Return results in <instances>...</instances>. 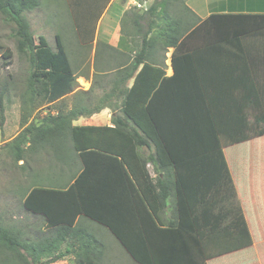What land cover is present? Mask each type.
<instances>
[{
	"label": "trees",
	"instance_id": "trees-1",
	"mask_svg": "<svg viewBox=\"0 0 264 264\" xmlns=\"http://www.w3.org/2000/svg\"><path fill=\"white\" fill-rule=\"evenodd\" d=\"M186 1L154 0L151 4L140 7L142 10L132 7L125 11L120 21L121 31H127L130 41L123 46L124 51L104 42H96L93 83L88 91L75 94L81 104L67 111L61 107L54 115L46 114L39 125H27L17 136L4 144L12 162H22L20 167L23 171L28 170L27 158L32 159L38 152H42L48 161H55L60 165H55L58 171L63 168L62 173L59 172L64 176L56 180L51 187L35 186L24 193V210L34 216L39 221L38 224L46 226L45 231L33 232V240L22 238L20 229L0 222V252L4 250L8 254L4 257L6 263L40 264L45 257H54L52 261L55 262L71 255L76 264H95L104 245L88 228L89 223H95L82 214L83 198L78 197V193L82 191L76 189L78 180L73 183L82 169L78 155L88 151L109 155L118 161L124 175L157 225L170 230L178 226L176 192H180V183L177 184L180 178L174 163L180 158L179 149L183 146H188L189 154L195 153L194 148H190L194 140L196 148L195 135L189 139L186 127L188 121H192L195 127V111L201 104H197L196 100V108L192 106V109H185L183 101L174 102L176 98L179 100L181 95L170 94L167 98V124L164 116L156 112L154 106L149 108L153 118L151 119L146 106L165 75L166 52L171 48L176 49V56L184 51L180 41L199 21L185 5ZM40 5V0H0V14L7 16L14 23L13 36L16 39L17 51L28 60V100L51 104L73 91L76 75L64 47L56 45L58 48H53L45 43L42 37L37 38L31 32L26 15L38 9ZM104 7L105 5L99 8L96 4L88 6L86 18L90 20L85 22L75 21L74 18L80 17L71 14L80 44L88 46L94 41L95 26ZM134 38H137V42ZM120 41L122 43L121 38ZM212 49H197L184 62L179 58L174 59L175 56L172 58L176 76L173 80L176 82L174 87L178 92L183 91L182 94H185L187 91V94L193 93L196 98V78L203 89L206 88L204 83L209 81L210 71L203 68L202 63L213 61L208 53ZM2 50L0 45V51ZM1 55L3 60L8 61L5 65H8L10 51L6 49ZM100 56L104 57L107 64L105 70H98ZM116 57L119 60L115 61ZM180 62L184 65L178 67ZM100 76L109 79L110 90L98 98L101 106L89 108L94 93V81ZM130 81L131 86L127 88ZM205 99L209 114L207 119L212 122L218 139L225 140V145L264 134V104L260 103V118L256 116L258 104L254 102L234 106L235 109L242 107L246 111L251 110L249 123L247 112L245 115L236 114L230 119L218 116L216 104L212 102L210 94H207ZM103 108H109L113 113L111 126L72 125L78 118L90 116ZM2 121L1 115L0 123ZM154 123L162 130L161 134ZM243 126L248 128V131L239 134L242 138L230 133L231 128ZM213 140L215 141V138ZM163 141L167 143L169 151ZM174 146L179 150L174 156L176 161L170 157L171 147ZM142 150L146 155L141 154ZM214 163L219 172L218 175L216 172V179L220 180L214 183L219 184V196L222 201L218 217L220 227L223 228L224 239L231 238L237 242H231L234 246L229 249H240L249 245V236L234 183L224 163L221 160ZM103 167H106V164ZM101 168L98 166L95 169ZM210 168L214 170L213 164ZM187 175L190 177L188 173ZM81 176L83 178L84 174ZM212 184L209 187L211 192L214 191L211 193L214 198L218 190ZM211 202L213 203V200Z\"/></svg>",
	"mask_w": 264,
	"mask_h": 264
},
{
	"label": "crops",
	"instance_id": "crops-1",
	"mask_svg": "<svg viewBox=\"0 0 264 264\" xmlns=\"http://www.w3.org/2000/svg\"><path fill=\"white\" fill-rule=\"evenodd\" d=\"M51 1L50 11L41 3L38 9L28 13L27 20L34 36L37 35L46 40L52 39L56 48L59 45L64 47L71 68L76 67L79 70L73 91L55 101L60 102L68 98L65 108L67 111L81 104L79 97H75V94L88 91L93 83L96 42H104L124 51L123 46L126 43L119 45L120 21L124 12L129 7L137 5L144 7L152 1ZM95 4L99 8L103 5L105 7L95 26L94 41L87 46L78 42L71 14L80 17L74 18L75 21H88L90 19L86 18V8ZM185 5L199 21L180 41L184 51L176 56V49L171 48L166 52L165 75L152 93L146 108L150 118L153 119L149 108L154 106L156 112L164 116L167 124V98L170 94L185 96L182 94L183 91L178 92L179 90L177 91L174 87L176 82L173 80L176 76L172 58L175 56L174 59L179 58L184 62L197 49L213 48L208 52L213 61L202 63V67L210 71L209 81L204 83L206 88L203 89L197 78L195 79L196 100L197 104H201V107H197L195 111V153L189 154L188 146H183L179 149L180 158L176 161L174 156L178 154L177 147H171L170 152V157L175 159L174 165L179 171V212L183 213L186 223L182 224L179 213L178 226L172 230L157 225L153 218L155 224L146 223L152 220L146 212L147 207L124 175L118 161L109 155L102 156V159L107 162L106 167L101 169H95L92 163L85 167L80 161L83 166L80 175L83 173L84 177L81 183L78 182L76 189L83 192L81 197L84 203L86 200L90 202L85 204L86 211L83 209L82 214L112 238V242L120 253L126 256L130 264H187L188 255H181V253L183 250L190 251L193 247H195V256L202 255L206 264H264V134L236 144L225 145V140L218 139L212 122L207 119L209 114L205 105V97L210 94L212 102L216 104L218 116L230 119L236 114L245 115L247 112L248 119H246L250 123L251 110L246 111L242 107L235 109L234 106L238 104L244 106L254 102L258 104L256 116L258 118L262 116L260 103L264 104V0H187ZM45 14L47 16H44ZM36 24L39 26L37 33L34 31ZM117 60H119L118 57L115 58V61ZM183 62H180L178 67L184 65ZM87 65L89 72L86 71ZM106 66L104 57H98V70H105ZM74 74L76 75L75 72ZM95 80L94 90L103 89L104 93L110 90L109 79L100 76ZM105 82L108 87L102 86ZM130 86L131 81L126 87ZM56 113L57 111L53 114ZM112 114L109 108H103L90 116L78 118L72 122V125L111 126ZM166 124L164 125L167 127ZM154 125L161 134L156 123ZM246 131L248 128L244 126L230 129V133L240 137L242 135L239 134H244ZM212 138H215V141L208 143ZM163 142L169 151L167 143ZM216 160L224 163L233 180L249 236V245L240 249H229L234 246L230 243L235 241L231 238L224 239L223 228L210 230L207 225L212 221L208 212L213 210H209L208 203L213 197L210 190H206V186L204 189L206 192L203 193V185L206 179L213 180V183L220 181L216 179L219 173L214 163ZM211 164L214 170L210 168ZM190 183L191 189L188 187ZM202 194H206L204 199ZM78 197L80 198L79 193ZM194 200H197L199 205L193 209L190 208V203ZM201 221L202 225H200ZM195 222L198 227H201L199 231H195ZM143 224L155 226L160 230L154 227L153 233L156 235L151 233L149 238L146 234H142L144 232L142 226H146ZM207 230H210L209 235L206 233ZM164 233H167L165 237ZM102 243L104 249L95 264L106 253L107 246L103 241ZM4 253L6 257L8 254ZM2 262V264H8L4 260Z\"/></svg>",
	"mask_w": 264,
	"mask_h": 264
},
{
	"label": "rangeland",
	"instance_id": "rangeland-1",
	"mask_svg": "<svg viewBox=\"0 0 264 264\" xmlns=\"http://www.w3.org/2000/svg\"><path fill=\"white\" fill-rule=\"evenodd\" d=\"M151 1L153 2L154 0ZM41 3L44 8L50 11V8L52 7L51 0H41ZM130 8L132 7L127 8V10H129ZM135 8L142 10L138 5L135 6ZM26 16H29V14H27ZM44 16L47 15L45 14ZM14 27V23L11 22L7 16L0 14V45L3 48V50L0 51V99L2 107L0 116H3V121L2 123H0V222H2L3 225L13 226L18 229L20 228L22 232V238L33 240V232L36 230L45 231L46 226L38 224L39 221L34 216H31V214L27 213L24 210V193L28 189H31L35 186H53L56 180L64 177L63 174H61L63 168L59 170L61 172L60 173L55 168V165L60 166L57 162L48 161L44 153L38 152V155H34L32 159H30L29 157L27 158V165L29 171L27 169L23 171L20 167L22 162L14 164L12 162L11 156H9L8 153L5 151L4 144L12 140L15 136H17L27 125H39L43 117L46 116V114L51 115L61 107L65 109L68 104V98L60 102H55L51 104H40L36 100L34 102H30L28 100L26 96V80L28 78L30 68L27 58L19 54L17 51L16 39L13 36ZM38 29L39 26L38 24H36L34 26V31L37 33ZM121 33L122 35L120 38L122 39V43H129L130 39L128 38L129 36H127V31L122 30ZM35 37L39 38L40 36L35 35ZM134 39L137 42V38ZM43 40L45 43L55 48V44L52 42V39L46 40L45 38H43ZM122 43L120 41L119 45H122ZM6 49L9 50L11 53V58L9 60L8 65H5V63H7L8 61L3 60V58L1 57V54ZM73 70L77 76L79 70L76 67H74ZM86 71L89 72L88 65L86 66ZM104 85L107 86L106 82L102 86ZM104 92L105 90L103 89L94 90L92 102L90 104L91 108L101 106L98 102V98L102 96ZM178 98L179 100H176V98L174 102L183 101L185 109H192V106L196 108V98L193 93L187 94L186 91L185 96H180ZM186 131L187 136H189V139L193 138V135H195V127H193L192 121L187 122ZM213 141L214 140L212 138L210 141H208V143ZM190 148H194L195 151V140L193 145H190ZM141 154L146 155V152L142 150ZM102 156L105 155L96 151H88L82 153L80 156L78 155V159H80L79 161H81L85 167H88L89 165H91V163L96 167H103L106 164L107 160L102 159ZM149 170L151 171V167H149ZM76 180L81 183L82 176L80 175V173L78 174L74 182ZM212 183L213 180L206 179L203 185V190L205 189V186L206 190H210L209 185H211ZM177 184L179 185V182ZM212 185L218 190V194L216 193V196L212 199L213 203H208L209 210H213L215 205V209L213 211L208 212V214L212 218L210 224H207L210 230H213L214 228L217 229L218 227H220V221L218 217L222 206V201L219 196V184L214 183ZM191 186L192 184L190 183V185L188 186L189 189H191ZM206 190H204L203 193H205ZM213 192L210 191V193ZM79 194L81 197V195H83V192H80ZM205 195L206 194H202L203 199ZM81 203L83 204V206L81 204L82 209L86 211L84 204H90V202L86 200L84 203L82 199ZM176 203L178 213L180 214V221L182 222V224H185L186 222H184L185 220L183 218V213L179 212V191L176 192ZM198 205V201L194 200L193 203H190V208H197ZM146 212L148 216L152 219L148 210H146ZM204 217L206 219V214L204 215ZM146 223L155 224L153 219L146 221ZM204 224L206 223L204 222ZM143 225L146 226H142L144 230L142 234L144 233L149 236V234L152 233L153 235H156V233H153L155 226H147L148 224ZM200 225H202V221L200 222ZM88 228H90L92 232L107 246L106 253L104 254L103 258L96 264H130L126 256L120 253L119 249L112 242V238L103 229L98 227V225H93L91 223H89ZM156 229L160 230L158 228ZM200 229L201 227H198V224L195 222V231H199ZM209 231H206L207 235H209ZM166 234L167 233H164V237L166 236ZM149 238L151 237L149 236ZM64 248L65 246L62 247V249ZM194 249L195 247H193L190 251L187 252L183 250V252L181 253V255H188L186 259L187 264H206V261L204 260L202 255H200L199 257L195 256ZM4 256L5 253L0 252V264L3 263L2 260H4ZM53 259L54 257H45L41 260L40 264H76L74 257H72L71 255L56 260L55 262L52 261Z\"/></svg>",
	"mask_w": 264,
	"mask_h": 264
}]
</instances>
